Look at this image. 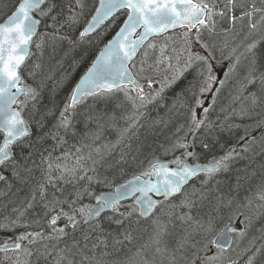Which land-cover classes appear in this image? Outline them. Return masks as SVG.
<instances>
[{
  "label": "snow or ice",
  "instance_id": "obj_1",
  "mask_svg": "<svg viewBox=\"0 0 264 264\" xmlns=\"http://www.w3.org/2000/svg\"><path fill=\"white\" fill-rule=\"evenodd\" d=\"M117 20L115 34L72 87L55 123L43 131V123L34 121V112L28 113L30 105L35 108L38 96L37 88L26 82L28 62L37 54L42 56L45 47L60 42H67L71 51ZM223 61L228 65L224 79H220L215 68ZM77 66L74 64L73 70ZM40 67V63L34 64L28 76L34 79ZM188 76L192 79L169 108L170 113L184 109L180 114L185 116V124L169 137L171 143L160 145L163 154L172 159L161 160L150 153L140 160L142 167L131 179L115 184L112 191L96 194L94 184L107 186L114 180L98 174L100 161L94 154L102 159V152L107 154L115 145L92 148L102 135L103 114L91 112L83 114L86 122L97 124L96 130L84 133L83 138L91 143L53 157V151L67 143L69 133L78 135L73 119L81 103L123 96L132 113L123 117L129 124L117 139L119 144L142 114L141 109L163 101L166 90ZM233 77H239L233 101H239L240 107L233 108L217 125L208 119L214 105L207 104V96L215 101L220 91L215 85L223 86ZM54 113L55 106L47 110V115ZM233 116L252 121L240 137L242 151L247 152L256 142V137L248 141L249 130L264 128V0H18L11 14L0 22V182L6 185L3 195H7L11 184L3 174L5 169L21 182H27L38 169L42 180L31 198L0 217V231L14 233L0 243V264H32L31 257H47L53 252L54 264H238V258L230 256V233L237 229L226 227L213 236L211 214L207 221L190 214L198 202L201 206L207 202L217 213L228 208L232 215L244 217L239 221L244 225L239 236L256 217H264V182L254 196L246 197L245 203H235L234 208L235 197L214 196L215 189L209 187L219 173L228 170L235 148L201 161L202 153L212 149L210 141L215 140L217 127L221 131L239 127L226 123ZM168 122L157 121L166 126ZM201 130L203 137L197 135ZM49 138L56 143L45 155L39 149ZM260 139L264 141V132ZM84 148L91 149L87 155ZM143 151L144 145H138L131 162L135 163ZM128 163L127 154H122L116 165L109 167ZM118 170L126 171L123 167ZM196 180L199 186L193 183ZM65 186H71V191ZM177 195L179 203H172ZM133 197V205L125 208L123 201ZM37 206L42 216L33 214L30 218ZM177 221L184 226L183 233L170 246L171 229L177 227ZM68 229L82 230L81 240L58 249L61 239L70 234ZM125 248L127 253L120 256ZM211 248L216 251L211 252ZM262 248L252 251L246 264H255L257 256L264 254Z\"/></svg>",
  "mask_w": 264,
  "mask_h": 264
},
{
  "label": "trees",
  "instance_id": "obj_2",
  "mask_svg": "<svg viewBox=\"0 0 264 264\" xmlns=\"http://www.w3.org/2000/svg\"><path fill=\"white\" fill-rule=\"evenodd\" d=\"M10 1L12 0H5V5H8L7 7H9L11 3ZM4 12L6 11L4 10ZM3 13L1 12V15ZM76 34L78 33H73V35ZM101 38L102 39L99 44H96L97 39L95 38L92 40L88 39L86 42L76 46L71 51H69V45L67 44V42H60L55 46L49 45L45 47L49 50V55L42 60V64L40 63L41 67L36 70L39 76V78H37V81L38 79L40 80L39 83H34L35 78H31L32 80L30 83L26 81L33 87L37 88L38 96L36 101L34 102L36 105L34 109H30V113L34 112V121H41L43 123V131H48V129H50L55 123L53 120L58 116L59 111L62 109V107L60 108V106H62L63 101L66 99V96L70 91V84L75 78L76 74L81 69L84 70L87 67L94 54L97 52L98 48L106 41V39H108L106 37ZM39 58L40 57H37L36 60L33 61V65L38 63ZM74 64H78V66L75 67V70H73ZM31 68L33 69V66H31ZM234 81H236V78ZM183 82L184 81H182V83ZM180 85L181 83L178 86ZM176 86L177 85H175L170 92H173L176 89ZM235 91L236 90L233 89L229 93L231 95L230 101H226L225 97H222V102L224 100V103L220 105L219 109L221 110L216 113V115H219L218 117L220 118V123L224 122V117L232 111L233 106L236 103V101H233ZM165 95V97H169L170 93L167 92ZM119 98L120 99L118 102L114 100L115 98L110 100H92L91 103L85 104L84 106L80 107L76 111V115L73 119V125L78 135L73 136L71 133H69L66 136L67 143L64 144L62 148H57L55 151H53V157L62 156L63 152L65 151L74 152L75 148L80 147L82 143H91L90 139L83 138L84 133L89 130H96L97 124L91 121L86 122L83 115L84 113L91 112L92 114H103V118L100 121V123L103 125L101 135L102 138H108L112 136L113 132L115 131L121 136L123 129L128 127L129 122H125L122 119L124 112L128 111L129 107L121 97ZM175 99L176 98H173L172 101H174ZM118 104L121 106L118 107ZM53 106H55L54 115H47V110L53 108ZM171 106L172 104L167 108H171ZM162 110L158 105H154L149 109H146L144 114L139 118V120L142 118V122L136 128L131 127L129 131L124 134L121 143L111 151L112 153L109 154V156H106V154L102 152L103 158L100 160V163L96 165L98 174L101 176H109L114 180V184L107 186L94 184L93 190L95 192L101 189H110L115 184L123 182L128 177L132 176L134 172H137L142 167V165H140L139 163L140 160H144L145 157L150 153H153L157 157L165 156L162 149L160 148V145H167L171 143L169 137H171L170 135L172 134L173 129L176 126L184 124L182 121L185 116L180 114L184 112V109H180L179 112L173 113H170L169 111L164 112ZM259 111L260 109L258 108L257 112ZM112 116L115 117L114 120L110 118ZM139 120L136 121L134 126L137 125ZM157 121L169 122L166 126L164 123H157ZM226 123L234 124L238 123V121L228 120ZM33 124V128L36 130V133H40L39 126L35 122H33ZM143 126L144 128L142 129ZM235 130L236 129H234V127L230 129L226 127L224 131H221L219 127H217L214 130L215 140L210 141L212 142V149L216 148V146L218 145L226 143L229 140L230 134L232 132H236ZM34 138L35 136H33V139ZM55 143V140L49 138L40 146L39 151L44 152V154L47 155V151H51L52 146ZM141 144L144 145V151L139 155L138 160L135 163H132L131 155L136 151L137 146ZM101 146L102 145H99L97 141L92 145V148ZM260 149L255 150L254 146L250 154L241 159L234 160L233 166L232 168L227 170V174L222 177L215 178L209 185V187H211L213 184L226 183L228 187V189H225L227 190L226 194L229 197H235L233 208L235 207V203H245L246 197L252 196V185L250 181L253 176H261V178L264 179V168L261 169V166H264V148H261L260 146ZM90 150L91 149L89 148H84L83 152L85 155H87ZM122 154H127L129 163L127 165H118L115 168L109 167L110 165H116V162L120 160ZM94 157L97 160L101 158L99 156H95V154ZM36 161L37 163L39 162L38 155L36 157ZM246 166H249V172L246 174H242V172L239 173V170ZM119 167L125 168L126 171L124 173H121L118 170ZM4 175L8 177V183L11 184V188L7 189V195H3V191L6 189V185L3 182H0V217L10 214L14 206L19 205L22 201L31 198L32 191L36 187L37 182L42 180V174L38 169L34 170L32 177L27 182H21L20 180L14 178L10 169H5ZM65 187L67 191H71V186ZM5 205H7V207H5ZM197 205L198 210L196 212L191 211L190 214L197 219H201L204 221H207L209 214H211L214 217L213 232L222 223L227 221L230 218L229 215L232 213V211L228 208H223L220 212L217 213L212 210L213 207L211 208L209 204L207 205L204 203L203 206H201L198 202ZM184 211L188 210L184 209ZM33 214L42 216L41 208L39 206L34 208L29 213V217L31 218ZM255 220L257 221V223H255ZM176 223L177 227L171 229L173 235L169 237L170 246H174L175 241L183 233L184 226L180 225L179 221H177ZM59 224L63 226L64 223L60 222ZM42 226L45 230H47V225L43 224V222ZM143 226L145 228H148L149 223H144ZM104 227L106 229L109 228V224L107 223V221L105 222ZM82 230L72 231L71 229H68L67 231L70 234L61 239V241L58 243V249L64 248L66 245H71L74 240H81ZM13 235L14 233L12 232L0 231V241H5ZM146 236L147 234L145 233V238ZM246 237L249 240V243L245 244L244 246L247 247L246 249L250 248V251H254L256 248H262L260 246L258 247L261 242L262 246H264V242L262 241L264 240V217H256L253 220L252 224L249 226V229L245 234V237L243 238L244 241ZM51 243L56 242L52 241ZM244 247H242V255L246 256ZM215 251L216 250L211 252ZM262 252H264V248H262ZM126 253L127 249L125 248L121 251L120 256H123ZM53 254L54 252L52 253V255H49L47 257L42 256L40 258H36V260L32 264H54L55 257L53 256ZM261 260L262 262L264 261V254H260L257 256L256 261L259 262Z\"/></svg>",
  "mask_w": 264,
  "mask_h": 264
},
{
  "label": "bare ground",
  "instance_id": "obj_3",
  "mask_svg": "<svg viewBox=\"0 0 264 264\" xmlns=\"http://www.w3.org/2000/svg\"><path fill=\"white\" fill-rule=\"evenodd\" d=\"M18 3V0H15L14 1V3L6 10V12H4L2 15H0V22H3V20L4 19H6L7 18V16L8 15H10L11 14V12L14 10V7H15V5ZM119 23H120V21L119 20H117L116 22H115V24L114 25H112V26H110V27H105V26H102V28L101 29H99L98 31H97V33H94V34H92L91 35V37L89 38V39H97V41H96V44H99L100 43V41H101V37H106V38H108V39H106V41L98 48V50H97V52L99 51V49L101 48V47H103V45L105 44V43H107V41L109 40V39H111V37L115 34V31L118 29V27H119ZM44 29H43V27L41 28V31H43ZM115 30V31H114ZM113 32V33H112ZM96 52V53H97ZM95 53V54H96ZM95 54H94V56H95ZM41 55H39V54H37V55H35V56H33L31 59H30V61L28 62V64L29 65H32L33 66V61H35L36 60V58L37 57H40ZM94 56L92 57V59L94 58ZM91 59V60H92ZM91 62V61H90ZM89 62V63H90ZM88 66V65H87ZM86 69V68H85ZM85 69L84 70H80L77 74H76V76H75V78L72 80V82H71V84H70V87H69V93L67 94V96H66V99L63 101V103H62V106H60V108L62 107L63 108V106H64V104H65V102L67 101V98H68V96H69V94H70V92H71V89H72V87L75 85V83L79 80V77L83 74V72L85 71ZM217 69L218 70H222V69H224V71H226V68H219L218 66H217ZM224 71H222V72H220V71H215V73L217 74V76L220 78V79H223L224 78ZM233 78H235V77H233ZM192 79V77L191 76H188L187 77V79L186 80H184V82L182 83V82H180L181 83V85L180 86H178L179 84H177V86H176V96L174 97V98H177V94L178 93H180V91L186 86V84H187V82L189 81V80H191ZM235 82L236 81H234L233 79H231L230 81H229V83H228V85L226 86V84L224 85V86H220L218 83L215 85V87H219L220 88V91H219V93H217V95H216V99H215V101H213L212 100V97H211V95L209 94L208 96H207V104H212V105H214L211 109H210V112H209V114H208V119L210 120V121H212V122H214V123H216L217 125H219L220 124V118L218 117L219 115H216V113H218L221 109H219L220 108V105L222 104V103H224V100H223V102H222V97L224 98L225 97V100L226 101H230V98H231V95L229 94L235 87H236V84H235ZM226 86V87H225ZM173 88H174V86H173ZM172 88V89H173ZM172 89H169V90H166V93L167 92H169L170 93V91L172 90ZM253 90H255V89H253ZM145 91H147V88H145ZM236 95V93L234 94V96ZM166 96V95H165ZM233 96V97H234ZM119 97H121L123 100H124V98H123V96L122 95H118L117 97H115V101H119ZM166 98V97H165ZM91 101H92V99H88L86 102H84V104L83 105H78V107H77V110L80 108V107H82V106H84L85 104H89V103H91ZM126 104H127V106L129 107V110L128 111H125L124 112V115H123V117H127V116H129V115H131V113H132V109H131V105L130 104H128L126 101H124ZM116 103V102H115ZM36 105V104H35ZM154 105H158L159 106V108L162 110V111H164L167 107H168V105H165V103H164V100L163 101H160L159 103H152V104H149V105H146L143 109H141V112H142V114L139 116V118L144 114V112H145V110L146 109H149L150 107H152V106H154ZM32 108V106H30L29 107V109H28V113H30V109ZM28 113H26V115L28 114ZM58 115H59V113H58ZM139 118L137 119V120H139ZM257 119H259V117H257ZM123 121H125V122H129V121H127V120H125V119H122ZM54 122L56 121V117L54 118V120H53ZM229 121H238V123H234L233 125H239V127H234V129H236L235 131V133L237 134V136H238V138H237V140H235L234 142H232L231 140H228L226 143H224V144H222V145H218V146H216V148H213V149H211V151L210 152H204L203 154V156L201 157V161L202 162H204V161H206V160H208V159H211L213 156H220V155H223L226 151H228L229 149H232V148H235V153L234 154H236L237 152L238 153H240L241 152V155H242V153L244 154V151H242V148H243V146H244V144L240 141V137L241 136H244L245 135V130H244V126L245 125H247V124H249V123H252V121L251 120H249V119H247V118H244V119H242V118H232L231 120L229 119ZM142 122V118L139 120V122L137 123V125L136 126H133V128H136L140 123ZM184 124H185V118L183 119V121H182ZM129 124V123H128ZM33 126H34V124H33ZM144 128V126L142 127V129ZM262 132H264V128H261V129H255V130H253V129H250L249 130V135H248V137H247V139H248V141H251L252 140V138L253 137H256V142L255 143H253V144H251V146H250V149L245 153V156H247L248 154H250V152H251V150L253 149V147H254V145H257L256 147H255V150H258V149H260V146H261V148H264V141H261V139H260V136H261V133ZM181 134H183V133H181ZM197 135L199 136V137H203V135H204V133H203V131L201 130L200 132H198L197 133ZM121 136L115 131V132H113V134H112V136H110V137H108V139H104V144L103 145H105V144H107V145H115V147H114V149L120 144H117L116 143V141H117V139L118 138H120ZM192 137H191V135H189V139H191ZM113 149V150H114ZM198 151H199V149H197ZM261 150V149H260ZM106 151V150H105ZM112 152L110 151V152H107V154H106V156L108 155L109 156V154H111ZM103 154V153H102ZM180 153H176V155H179ZM240 155V156H241ZM102 157H103V155H102ZM161 160H170V159H172V156L171 155H167V156H163V157H159ZM241 159V158H240ZM99 161L101 160V158L100 159H98ZM233 162H234V160L233 161H231L230 162V164H229V168L228 169H230V168H232V166H233ZM263 164V163H262ZM146 165V164H145ZM145 165H143V167H145ZM147 166V165H146ZM249 166H246V167H244V168H242L241 170H239V173L240 172H242V174H246V173H248L249 172V168H248ZM264 168V166L262 167L261 166V169H263ZM3 174H4V170H3ZM227 174V171H224V172H221V173H219L217 176H216V178H219V177H222V176H224V175H226ZM131 177L132 176H130V177H128L126 180H129V179H131ZM126 180H124L123 182H120V183H118V184H121V183H124ZM262 182H264V179H262L261 178V176L260 177H252L251 178V181H250V183H251V185H252V196H254L255 194H256V192H257V186L258 185H260ZM193 183H195L197 186H199V180H196V181H194ZM191 184L188 186V188L190 189L191 188ZM115 187V185L112 187V188H110V189H101V190H99V191H97L96 192V194H99L100 192H109V191H112L113 190V188ZM181 199V197L179 196V195H177L173 200H172V203H175V202H177V201H179ZM133 200H134V197L133 198H131V199H129V200H125V201H123V203H127V202H133ZM85 202H89V201H85ZM94 202V201H93ZM198 204V203H197ZM197 207H198V205H197ZM197 207L196 208H194L192 211L193 212H196V210H197ZM111 213H105L104 215L105 216H107V215H110ZM229 217H233V215H232V213L229 215ZM236 220H235V223H233L232 224V226L234 227V228H236L237 229V232H239V230L240 229H242L243 227H242V225L239 223V221L242 219V218H244L243 216H239V217H237L236 216ZM64 223V221L63 220H61V221H59V223ZM248 229H249V227H248ZM248 229H247V231H248ZM221 230H219L218 231V233L220 232ZM246 231V232H247ZM237 232H234V233H230V235L233 237V235L235 234V233H237ZM217 233V234H218ZM246 234V233H245ZM2 242H4V241H0V243H2ZM232 245H233V243H232ZM238 246L239 247H244L245 246V244H244V242H242L241 244H238ZM245 249L247 248V247H244ZM214 250H216L215 248H211V251H214ZM244 252H245V250H244ZM252 254V251H247L246 252V256H249V255H251ZM0 255H2V253H0ZM53 256L55 257V252H54V254H53ZM246 256H243L242 255V258H244V257H246ZM36 256H33V257H31L30 259H31V262L33 263L35 260H36ZM261 262H262V260H261ZM53 264V263H52Z\"/></svg>",
  "mask_w": 264,
  "mask_h": 264
},
{
  "label": "rangeland",
  "instance_id": "obj_4",
  "mask_svg": "<svg viewBox=\"0 0 264 264\" xmlns=\"http://www.w3.org/2000/svg\"><path fill=\"white\" fill-rule=\"evenodd\" d=\"M14 1L15 0H12V1H10L11 3H10V5H9V7L14 3ZM8 6V5H7ZM7 6H5V0H0V15H1V12L3 13L4 12V10L6 11L7 10V8H9V7H7ZM49 55V50L48 49H46L45 48V50H44V52H43V55L42 56H40V58H39V60H38V63H41L42 62V60L44 59V58H46L47 56ZM42 64V63H41ZM227 65H228V62L227 61H223L220 65H218V67L221 69V68H226V70H227ZM32 66V65H31ZM31 66L28 64L27 65V69H26V71H25V77L27 78L26 79V81H28L29 83L31 82V80L33 79H31V77H29L28 76V72L29 71H31L32 70V68H31ZM215 71H220V72H222V71H224V69H222V70H218L217 69V66H216V68H215ZM37 78H39V76H38V73H37V71H36V76H35V79H34V83L35 82H38L39 83V79H38V81H37ZM236 78V82H235V84H236V87L234 88L235 90H237V88H238V79H239V77H235ZM235 78H231V79H233V80H235ZM224 79V78H223ZM231 79H229L225 84H226V86L228 85V83H229V81L231 80ZM27 82V83H28ZM224 84V85H225ZM223 85V86H224ZM225 86V87H226ZM250 90H253V89H250ZM234 93H236V91L234 92ZM176 96V90H174L173 92H170V96L169 97H166L165 99H164V103H165V105H168V107L173 103V101H172V99L174 98ZM84 103H82L81 105H83ZM239 107H240V102L239 101H236V103L234 104V106H233V108H235V109H239ZM169 111V108H166L165 110H164V112H168ZM163 112V113H164ZM232 118H240V117H238V116H233V117H230V120L232 119ZM178 126H176L174 129H173V131H172V134L175 132V129L177 128ZM172 134L170 135V136H172ZM102 138V137H101ZM99 139L98 140V144L99 145H103L104 144V139H108L107 137L106 138H102V139ZM237 138H238V136H237V134L235 133V132H232L231 134H230V136H229V140H231L232 142H234L235 140H237ZM255 147L257 146V145H254ZM250 149V148H249ZM245 153L246 152H244V154L242 153V155H241V152L240 153H236V154H234L233 155V159L231 160V161H233V160H236V159H240V158H243V157H245ZM204 154L202 153V155H201V157L203 156ZM241 155V156H240ZM230 161V162H231ZM230 164V163H229ZM145 167H146V165H145ZM222 172H224V171H222ZM199 184V183H198ZM210 188H214L215 189V191L213 192V195L214 196H217V195H223L225 198H228L229 196L226 194L227 193V190H225V189H228V187H227V185H226V183H223V184H213ZM180 201V200H179ZM179 201H177V202H175L176 204H178L179 203ZM214 203V202H213ZM124 204V206H125V208H127V206H129V205H133V202H127V203H123ZM205 204H207L208 205V203L207 202H205ZM211 206V205H210ZM211 208H212V206H211ZM123 210V209H122ZM197 210H198V207H197ZM196 210V211H197ZM212 210H213V208H212ZM237 218H236V216H234L233 215V217H231V219L229 218L227 221H225L224 223L226 224V223H230V222H233V221H235ZM241 220H243V218L241 219ZM224 223H222L214 232L212 231V233H211V235H213V236H215L217 233H218V231L221 229V227L224 225ZM255 223H257V221L255 220ZM242 225V227H244V225L243 224H241ZM238 233V232H237ZM237 233H235L234 235H233V245H232V248H233V251L230 253V256H231V258L232 259H237L238 258V264H246V261H247V257L248 256H246V257H244V258H242L241 257V255H242V252H243V250H242V248L241 247H239L238 246V244H241L243 241H244V237H245V234L243 235V236H239ZM264 239V238H263ZM263 242H264V240H262ZM249 243V240L247 239V237H246V239H245V241H244V244H248ZM262 247V242L258 245V247ZM3 255V254H2ZM2 255H0V256H2ZM255 264H264V261L263 262H261V261H259V262H255Z\"/></svg>",
  "mask_w": 264,
  "mask_h": 264
},
{
  "label": "water",
  "instance_id": "obj_5",
  "mask_svg": "<svg viewBox=\"0 0 264 264\" xmlns=\"http://www.w3.org/2000/svg\"><path fill=\"white\" fill-rule=\"evenodd\" d=\"M154 198H155V197H154ZM127 200H129V199H127ZM124 201H125V200H124ZM226 227H233V226H232V224H226V225H224V226L222 227V229H225ZM222 229H221V230H222Z\"/></svg>",
  "mask_w": 264,
  "mask_h": 264
}]
</instances>
